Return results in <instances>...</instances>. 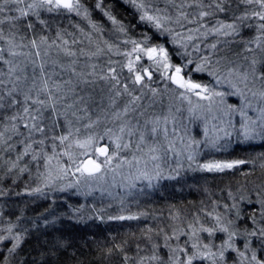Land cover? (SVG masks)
<instances>
[{
    "label": "rangeland",
    "instance_id": "1",
    "mask_svg": "<svg viewBox=\"0 0 264 264\" xmlns=\"http://www.w3.org/2000/svg\"><path fill=\"white\" fill-rule=\"evenodd\" d=\"M117 1L155 36L153 41L144 35L132 38L123 23L99 4L94 6L95 20L94 13L83 11V0H73L71 14L81 30L49 47L61 60V65L51 60V84L63 76L67 81L64 88L54 85L52 94L57 95L61 88L62 93L77 98L81 108L92 104L102 115H116L100 135L79 140L73 155L76 162L71 170L84 174L81 160L90 156L101 165V172L61 179L48 169L38 185L48 191H68L75 197L93 195V200L103 203L102 213L110 208L111 218L122 219L123 213L114 215L112 209L118 207L112 205L126 207L129 200L154 192L165 180L196 174L201 170L195 167L198 159L203 160V171L234 168L240 162L223 156L229 147L264 141V1L245 0L252 2L250 13L229 7L230 11L229 4L216 6L214 0ZM232 1L237 2L234 5L245 2ZM87 25L108 28L109 43L105 38L103 44L88 39L98 33ZM172 74H183L201 90L191 91L185 82L176 87ZM129 88L140 94L118 103V97H126ZM138 97L143 99L140 104ZM1 138L4 141L2 133ZM100 144L109 148L102 159L95 155ZM259 200L255 225L260 229L254 231L255 239L249 237L252 245L237 236L238 213L233 204L229 210L214 211L217 213L202 237L196 224L189 226L180 244L184 250L190 248L191 254L179 264H264V193ZM234 201L240 203L242 196ZM26 223L33 230L52 225L50 220L37 223L27 219ZM178 236L184 238V232ZM176 245L171 240L164 242L170 248L165 254L176 255L180 250Z\"/></svg>",
    "mask_w": 264,
    "mask_h": 264
},
{
    "label": "trees",
    "instance_id": "2",
    "mask_svg": "<svg viewBox=\"0 0 264 264\" xmlns=\"http://www.w3.org/2000/svg\"><path fill=\"white\" fill-rule=\"evenodd\" d=\"M96 3L123 23L132 38L155 39L117 0H83V11L94 13ZM214 3L249 13L253 7L246 1L241 5L232 0ZM72 9L59 7L53 0H0V264H179L191 254L190 248L184 250L180 244L189 226L196 224L202 237L214 211L229 210L233 204L237 205V236L252 245L249 237L260 229L255 223L258 199L264 193V141L229 147L223 156L240 162L234 168L203 171V160L198 159L195 167L201 170L196 174L165 180L154 192L129 200L126 207L112 205L118 207L112 209L114 215L123 213L122 219L111 218L110 208L102 213L103 203L93 200V195L75 197L68 191L39 187L48 169L61 179L87 177L71 170L76 145L86 136L100 135L116 116L102 115L92 104L81 108L77 98L61 92L67 83L64 76L51 84V60L59 65L61 60L49 47L81 30ZM86 27L98 33L89 37L86 30L88 39L103 44L105 38L109 43L108 28ZM54 85H64L57 95L52 94ZM138 94L129 88L118 103ZM138 100L140 104L143 99ZM236 196H242L240 203L234 201ZM27 219L50 220L52 225L33 230L26 225ZM262 220L263 216L261 228ZM183 232L185 237H179ZM168 240L180 247L176 255L165 254L170 248L163 243Z\"/></svg>",
    "mask_w": 264,
    "mask_h": 264
},
{
    "label": "water",
    "instance_id": "3",
    "mask_svg": "<svg viewBox=\"0 0 264 264\" xmlns=\"http://www.w3.org/2000/svg\"><path fill=\"white\" fill-rule=\"evenodd\" d=\"M55 1L59 6H61L64 9L71 8V6L73 4V0H55ZM144 75L146 78H148L149 74L147 71H144ZM170 78H171L172 83L176 87H178L182 81V76L180 74H172ZM186 86L188 89H190L192 91H200L201 90V87H199L198 85L193 84L191 82H188L186 84ZM96 153L100 157H105L108 153V149L106 146L102 145L96 149ZM81 166H82V171L85 175H90V176L97 175L101 171V165L94 162L91 157H84L81 160Z\"/></svg>",
    "mask_w": 264,
    "mask_h": 264
},
{
    "label": "flooded vegetation",
    "instance_id": "4",
    "mask_svg": "<svg viewBox=\"0 0 264 264\" xmlns=\"http://www.w3.org/2000/svg\"><path fill=\"white\" fill-rule=\"evenodd\" d=\"M181 76H182V81H181V83H180V85L178 86V87H180L184 82L187 84L188 82H191V81H189V80H187L186 81V78H185V76L183 75V74H180ZM145 76V75H144ZM146 78V77H145ZM192 83V82H191ZM187 87V86H186ZM192 91V90H191ZM198 92V91H197ZM102 145H104V144H100L98 147H100V146H102ZM104 146H106V145H104ZM97 147V148H98ZM107 147V146H106ZM96 148V149H97ZM96 149H95V155L98 157V158H100V159H102V158H104V157H100L97 153H96ZM107 149H108V153H109V148L107 147ZM108 153H107V155H108ZM106 155V156H107ZM105 156V157H106ZM84 157H90V156H84ZM84 157H82V159L84 158ZM92 158V157H91ZM93 159V158H92ZM93 161H94V159H93ZM95 162V161H94ZM97 163V162H96ZM102 168V167H101ZM101 172V171H100Z\"/></svg>",
    "mask_w": 264,
    "mask_h": 264
}]
</instances>
